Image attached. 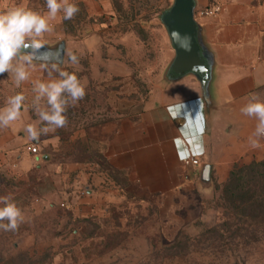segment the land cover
I'll return each instance as SVG.
<instances>
[{
  "label": "rangeland",
  "instance_id": "374dc122",
  "mask_svg": "<svg viewBox=\"0 0 264 264\" xmlns=\"http://www.w3.org/2000/svg\"><path fill=\"white\" fill-rule=\"evenodd\" d=\"M105 1L107 11L72 18L68 33L63 27L72 38L67 52L60 50L63 70L77 75L86 94L69 102L65 126L38 140L28 136L21 150L30 153L31 146H38L39 155H32L38 164L44 163V152L52 154L41 146L43 140L58 135L67 159L98 162L86 153V146L99 142L105 145L102 151L107 148L115 137L119 110L145 112L148 102L191 94L198 81L194 75L170 79L176 52L162 14L175 0ZM41 3L47 8L44 0ZM73 37L84 41L75 44ZM17 93L11 77L0 74V109ZM28 107V124L43 127L33 104ZM256 156H264V147ZM206 159L184 162L177 170V186L155 193L144 189L132 161L118 159L116 167L109 168L120 182L115 183L117 195L99 215H89L75 234L73 226H65L66 218L57 216L58 210L35 213L22 208L26 202L19 198L33 190L40 175L35 165L27 174L17 160L4 164L1 158L0 197L10 195L24 221L15 231L0 228V264H264V211L243 216V210L234 208L224 192L232 165L214 164L212 181L204 185L200 172L209 164ZM87 167L99 168L93 163Z\"/></svg>",
  "mask_w": 264,
  "mask_h": 264
},
{
  "label": "crops",
  "instance_id": "0c3cea01",
  "mask_svg": "<svg viewBox=\"0 0 264 264\" xmlns=\"http://www.w3.org/2000/svg\"><path fill=\"white\" fill-rule=\"evenodd\" d=\"M81 1L87 6L90 15L101 14L109 8L105 0ZM70 2L75 3L74 0ZM194 3V13L201 8L222 6L218 16L198 18L196 21L199 25L200 42L211 55L213 64L211 91L214 103L210 105L204 100L201 83L196 78L198 81H194L195 88L191 94L171 100L148 102L145 112L140 109H132L130 112L119 110L120 121L116 126L115 137L103 153L114 166L118 159L120 163L132 161L138 180L142 182L144 189L151 192L173 189L170 185L174 182L173 178L175 180L178 178L177 170L182 165L178 163L180 161L178 159L184 156L185 147L180 144L181 142L178 143L176 150L178 159L174 158L176 157L174 150L169 151L173 156L161 165L166 167L164 176H168L169 180L159 182L156 178L154 181H149L150 174L144 172L147 168H142L143 165L140 163L142 154L137 153L143 149L141 145L146 146L143 145L145 141L143 139L136 141V138L147 135L152 131L153 126L163 123L164 130H169L172 135L184 139L190 151L189 159L193 157L195 151L192 141L195 139V134L191 131L198 124L191 113L196 112V106L186 105L183 111H173V116L167 110L168 106L196 99L202 100L204 127L201 129L198 142L204 149L203 156L212 166L232 165L244 158L246 152L250 156L259 147H264V137L259 138L258 147L251 146L249 137L254 133L257 121L255 117H249L241 112L251 95L256 94L264 100V0H194ZM44 4L46 5L45 0ZM15 5H23L42 14L47 13V8H43L41 0H0V10ZM63 15L61 11L54 20L50 21L52 31L42 37L44 50L53 56L62 53L60 50L67 52L68 46L72 45V38H69L63 30ZM73 38L75 44L84 41L78 37ZM63 41H66L67 45L62 44ZM58 69L63 70L64 64L58 63ZM29 71V80L18 87L20 93L25 96V106L21 108L20 118L8 127H3L0 132V159L3 158V163L9 164L17 160L21 170L27 168V174L30 173V167L35 165L40 175L33 190L19 198L20 202L21 200L26 202V207L22 208L31 209L35 213L58 210L57 216L60 217H64L68 212L73 213L74 217L81 218L91 214L99 215L106 204L111 203L109 199L117 195L116 182L106 172L88 168L91 162L67 159L68 156L63 153L65 145L59 136L43 140L41 146L52 149V154L43 153V164H38V159H34L32 154L21 150L28 138L25 131L29 123L26 118L31 116L28 106L33 104L35 97L32 82L38 79L47 80L50 76L56 77L58 74V70H53L50 63L45 64L39 58L33 61ZM6 77H11V82L16 85L14 76L5 72L3 78ZM45 103L46 101H42V104ZM158 111L165 116L164 120L157 121V116L154 117V113ZM148 112L150 115L144 119L143 114ZM167 113L170 116L167 117ZM185 113L186 117L182 122L180 120L182 117L178 115ZM186 118L190 129L187 127L179 130ZM123 123L128 124L127 130L123 127ZM60 151L63 154H59ZM120 163L117 162L118 165ZM61 209L64 214L59 212Z\"/></svg>",
  "mask_w": 264,
  "mask_h": 264
},
{
  "label": "clouds",
  "instance_id": "9594fccd",
  "mask_svg": "<svg viewBox=\"0 0 264 264\" xmlns=\"http://www.w3.org/2000/svg\"><path fill=\"white\" fill-rule=\"evenodd\" d=\"M47 13H41L23 5H15L0 10V74L5 72L14 76L16 86L28 81L29 69L37 58L51 64L53 70H58L56 77L47 80L33 81V109L44 125L39 129L35 124L26 126L27 135L38 140L41 134L65 126L67 118L65 112L69 102L73 104L85 96V87L81 84L77 75L66 70H59L58 63L63 62L60 54L55 56L40 53L44 46L42 37L52 31L50 21L54 20L59 12H63V19L70 20L79 11L76 4L70 0H45ZM39 54V55H38ZM72 63L77 62V57H69ZM25 101L22 93L9 97L4 108L0 109V127H8L18 120L21 108ZM46 101V106L42 104ZM241 112L249 117L256 118V128L249 142L252 147L259 146V138L264 137V100L253 94L241 109ZM0 228L5 231H15L24 217L20 208L10 195L0 197Z\"/></svg>",
  "mask_w": 264,
  "mask_h": 264
},
{
  "label": "water",
  "instance_id": "95a60500",
  "mask_svg": "<svg viewBox=\"0 0 264 264\" xmlns=\"http://www.w3.org/2000/svg\"><path fill=\"white\" fill-rule=\"evenodd\" d=\"M194 7V0H175L173 7L164 17L165 24L167 26L173 47L176 52L175 60L171 68V76L180 77L187 74L195 75V77L201 82L204 100L211 105L214 103L211 91L213 64L211 55L206 51V49L200 42L199 25L194 18ZM44 49L45 47L43 46L40 51ZM186 105L196 106V112L191 113V115L193 114L194 121H196L198 124V126L191 131L195 134V139H192L194 144L200 139L202 132L201 129L203 128V124L201 122L203 113L200 110L202 107V100L196 99L193 102L183 104L182 106H180L182 111L185 109L184 106ZM174 110H177L178 112V108L175 107ZM189 110H191V108H189ZM169 112L172 116L171 111ZM166 115L167 117L170 116L168 113ZM156 116L158 118L157 121H162L165 119V116H163L161 111L154 113V117ZM178 117H182L180 120H182L183 122V118L186 117V113L185 115H180ZM157 125H159V127ZM157 125L151 128L152 131H150V133L143 137L136 138L135 140L140 141L143 139L145 141L143 145L146 146L141 145V148L143 149H141L137 153L142 154L140 163L141 165H143L142 168H147V170L144 172L150 174V176L148 177L151 178V180L149 181H154L157 178V181L161 182L166 179L169 180L168 176H164L166 167L161 166L162 163L166 161V159L169 160L170 157L173 156L169 151L174 150L176 153V157L174 158L178 159V154L176 151L178 149V143L181 142L180 144L185 147V149L183 150L184 156L178 159L180 160L178 162L179 164L181 163V160L183 158L187 157L190 154V151L188 150L184 139L172 135L169 130H164L162 126L163 123H161V125ZM187 127H189L190 129L188 118L185 119V123L181 125L179 130L186 129ZM148 142L150 143V145H148ZM194 149L195 152H201L203 150L201 145H194ZM155 166H157V168ZM200 181L204 185H209L211 183V164H205L203 166L200 172Z\"/></svg>",
  "mask_w": 264,
  "mask_h": 264
},
{
  "label": "trees",
  "instance_id": "16d2710c",
  "mask_svg": "<svg viewBox=\"0 0 264 264\" xmlns=\"http://www.w3.org/2000/svg\"><path fill=\"white\" fill-rule=\"evenodd\" d=\"M75 4L77 5L80 11V13H78V11L75 14V19H79L82 16L81 14L87 16L85 4L83 2H76ZM172 7L173 5L167 10H165L162 14V20L164 24V17L171 10ZM71 25L72 19H63V27L66 29V31L68 27H70L69 29L72 30ZM62 44H64V42ZM171 68L169 73L171 81L183 77L171 76ZM103 148H105V145L100 146L99 142H90V144L86 146V153L91 156H95L98 159V162H88L97 164V166L99 167L97 171L106 172L112 180L120 184V182L117 181L114 175H112V172H109L111 171V169L109 170V168H111L110 165H114L111 163L110 160L105 158L103 154L104 150L102 151ZM225 182V194L230 196L235 209H239V211L243 210V216H245L247 212L249 214L252 213V210H254L256 213H259V211H264V156L258 158V156H256V152H252L248 158L239 159L237 162L232 164V167L228 171L227 179ZM64 217L66 218L65 226H73L72 229L75 234L79 233L80 226L82 225L81 223L87 222L88 219H90L88 217H74L73 213L71 212L64 214Z\"/></svg>",
  "mask_w": 264,
  "mask_h": 264
},
{
  "label": "built area",
  "instance_id": "2783aa9c",
  "mask_svg": "<svg viewBox=\"0 0 264 264\" xmlns=\"http://www.w3.org/2000/svg\"><path fill=\"white\" fill-rule=\"evenodd\" d=\"M221 10H222V6L221 5H214V6H209V7H206V8H201V9H198L195 13H194V18H195V20L197 21V19L198 18H213V17H216V16H218L219 15V13L221 12ZM193 101H195V100H191V101H187V102H183V103H181V104H177V105H175V106H168L167 107V110L168 111H171V113L173 112V111H175L174 110V108L176 107V108H178V110H181V107L180 106H182L183 104H186V103H188V102H193ZM201 111H202V107H201V109H200ZM176 112H177V110H176ZM151 113H153V111L151 112ZM147 115H150L149 114V112L148 113H144L143 114V118L145 119L146 118V116ZM181 114H179L178 116H180ZM172 116H173V114H172ZM202 124H203V127H204V117H202ZM123 127L124 128H126V130L128 129V124L127 123H123ZM181 127V126H180ZM180 129V128H179ZM194 145L195 146H200V143L198 142V141H196V143H194ZM29 151H30V153L32 154V155H34V156H38L39 155V148H38V146H36V145H33V146H31L30 148H29ZM193 157H191L190 159H189V157H190V154L187 156V157H185V158H183L182 160H181V163L183 164L184 162H188V161H192V162H194V164H198V160L205 154V152H204V149L201 151V152H195V151H193ZM173 178V177H172ZM171 178V179H172ZM173 183L170 185V187H176L177 185L175 184V183H177V181H178V178L175 180V178H173ZM175 184V185H174ZM153 193H155V192H153Z\"/></svg>",
  "mask_w": 264,
  "mask_h": 264
},
{
  "label": "flooded vegetation",
  "instance_id": "af4514ba",
  "mask_svg": "<svg viewBox=\"0 0 264 264\" xmlns=\"http://www.w3.org/2000/svg\"><path fill=\"white\" fill-rule=\"evenodd\" d=\"M40 51V50H39ZM40 53H47V54H50V52L46 51V50H43V51H40ZM39 55V54H38Z\"/></svg>",
  "mask_w": 264,
  "mask_h": 264
}]
</instances>
